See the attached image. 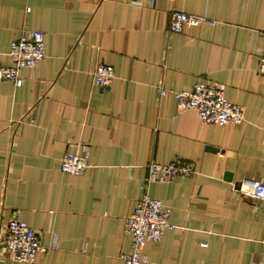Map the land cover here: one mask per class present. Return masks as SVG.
Here are the masks:
<instances>
[{"label": "crops", "instance_id": "1", "mask_svg": "<svg viewBox=\"0 0 264 264\" xmlns=\"http://www.w3.org/2000/svg\"><path fill=\"white\" fill-rule=\"evenodd\" d=\"M172 11L203 21L171 34ZM24 29L43 34L45 57L20 86L0 81V229L16 217L37 234L32 264H124L125 219L144 195L174 226L144 264H264V201L239 191L264 183V0H0V67ZM100 65L114 71L105 89ZM196 83L220 88L243 122L180 111L172 92ZM85 149L82 175L60 171ZM172 162L194 173L147 184L150 163ZM0 264L23 263L1 248Z\"/></svg>", "mask_w": 264, "mask_h": 264}, {"label": "built area", "instance_id": "2", "mask_svg": "<svg viewBox=\"0 0 264 264\" xmlns=\"http://www.w3.org/2000/svg\"><path fill=\"white\" fill-rule=\"evenodd\" d=\"M143 1V0H132ZM153 5L156 0H150ZM203 19L186 13L172 11L169 15L168 31L180 34L185 27H196ZM262 37V54L259 59L258 74L264 78V31ZM12 66L0 67V81L10 80L16 86L21 85L19 71L34 68L44 60L43 34L40 31H21L18 39L13 41L8 51ZM94 84L102 89L108 88L114 78L111 66L100 65L91 74ZM159 96L167 94L160 87ZM180 111L193 110L200 121L206 125L226 126L239 125L243 122V109L228 102L224 92L212 85L196 83L190 91L172 92ZM89 167V151L66 152L60 161V171L65 174L80 176ZM147 184L168 183L176 178L186 179L194 173L190 163L172 162L167 165L150 163L147 166ZM245 196L254 200L264 201V183H248L247 189H239ZM171 209L159 200H153L147 195L137 202L133 212L125 219L124 229L130 236V252L122 258L124 264H144L142 251L146 244L157 242L164 232L173 230L169 223ZM16 262L32 264L45 249L40 245L37 234L24 222L16 217L0 229V249Z\"/></svg>", "mask_w": 264, "mask_h": 264}]
</instances>
